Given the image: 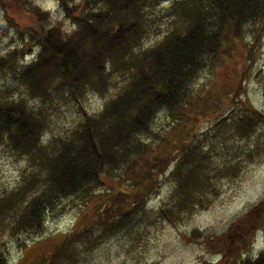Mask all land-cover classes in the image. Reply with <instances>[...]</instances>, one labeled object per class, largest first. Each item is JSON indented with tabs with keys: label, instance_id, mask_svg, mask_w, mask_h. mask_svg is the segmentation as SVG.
I'll return each mask as SVG.
<instances>
[{
	"label": "trees",
	"instance_id": "16d2710c",
	"mask_svg": "<svg viewBox=\"0 0 264 264\" xmlns=\"http://www.w3.org/2000/svg\"><path fill=\"white\" fill-rule=\"evenodd\" d=\"M151 2L84 0L78 7L71 0H60L65 17L74 24L68 32L39 22L48 15L32 5L29 9L37 21L28 38L21 37L19 49L0 55V69H6L12 79L0 90V150L28 160L16 185L0 189V226L15 236L40 231L46 213L60 199L88 201L93 190L108 187L101 191L102 199L94 210L83 216L81 227L61 237L45 264H73L104 237L137 227L143 216L173 225L183 215L204 209L216 190V173L236 174L258 150L253 145L213 171L214 166L206 167L203 135L194 139L190 133L170 153L164 148L151 151L143 136L150 132L159 110L170 116L182 110L191 83L215 59L223 43L226 48L235 39L244 45L248 23L255 24L254 37L245 57L254 58L251 53L264 33V0H173L166 8L173 16L170 28L152 45L139 48ZM30 42L37 46L34 56L19 64L20 49L27 47L29 53ZM247 69L241 68V74ZM108 85L113 95L91 115L80 103L85 91L105 94ZM18 87L22 95L13 94ZM237 94L233 91L230 101L239 104L240 113L231 110L230 121L220 115L213 122L212 136L220 128V141L225 131L228 136L232 132L248 137L255 126L264 124L263 111L237 99ZM67 103L78 106L76 125L63 136L44 139L53 113ZM199 111L191 108L184 117H194ZM178 113L177 118H183L184 113ZM121 175L126 176L125 185L114 180ZM159 175L172 178L175 185L167 200L149 215L146 202L158 186ZM5 255L0 248V264H6ZM230 264H264V249L253 256H239Z\"/></svg>",
	"mask_w": 264,
	"mask_h": 264
},
{
	"label": "rangeland",
	"instance_id": "374dc122",
	"mask_svg": "<svg viewBox=\"0 0 264 264\" xmlns=\"http://www.w3.org/2000/svg\"><path fill=\"white\" fill-rule=\"evenodd\" d=\"M83 1L71 0L78 7L82 6ZM172 1L152 0L146 8L149 21L139 48L152 45L170 28L173 16L166 8ZM32 5L48 15L43 14L39 20L46 26L58 25L60 31L68 32L74 25L72 20L65 17L60 0H0V55L6 54L11 48L19 49L22 46L21 37L24 40L28 38L31 26L37 21L29 9ZM254 25H246L242 38L244 45L235 39L229 41L226 48H223V43L215 59L198 72L191 83L188 99L182 103L183 118H177L181 111L176 116H170L159 110L151 122L150 132L143 136L144 141L152 147L151 151L164 148L165 153H170L180 144L177 141L187 140L190 133H193L194 139L203 135L202 149L207 154L208 162L206 167L214 166V169H210L213 171L216 166L222 167L226 162H232L236 155L241 156L254 145L258 150L253 153L252 159H245L236 174L232 175L229 170L223 175L216 173V190L212 194L211 204L204 209L197 208L190 216L183 215L173 225L164 219L143 216L137 222V227L133 228L132 225L130 229L104 237L98 245L82 253L73 264H230L239 256L243 257L247 253L253 256L260 248L264 249V211H261L264 209V124L255 126L248 137H239L232 132L228 136L225 131L220 141V128L217 135L212 136L215 131L213 122L220 115L227 116L226 120L230 121L228 116L231 110L240 113L239 104L230 101L233 91L238 92L237 99L241 98L242 102L264 113V33H261L251 53L254 58L245 57L248 44L254 37ZM36 47L30 42L29 53L25 52L27 47L20 49L23 55L17 62L30 61ZM249 61L250 65H247ZM247 66L249 69L242 75L241 68ZM118 80L114 82L119 83ZM11 83L8 71L0 69V90L3 85ZM111 87L108 85L110 89L105 94L87 89L81 99V106L95 115L103 106L105 98L113 95ZM15 93L22 95V88L18 87L13 91ZM191 108L200 111L196 116L186 119L184 116ZM214 111L219 114L212 116L215 115ZM79 117L76 104L61 105L53 113L44 139L56 134L63 136L76 125ZM27 161L7 149L0 150V189L16 185L20 173L26 172ZM172 163L165 173L171 169ZM121 176H115L114 180H120L119 183L125 185L126 176ZM114 180L112 184L116 187ZM174 185L172 178L158 176V186L154 187L146 202L149 215L167 200ZM105 189L108 187L102 185L93 190L88 201L73 197L60 199L46 213L40 231L15 236L0 226V248L6 254V264H45L46 256L61 237L73 228L81 227L83 216L94 210V206L102 199L99 198L101 191Z\"/></svg>",
	"mask_w": 264,
	"mask_h": 264
}]
</instances>
